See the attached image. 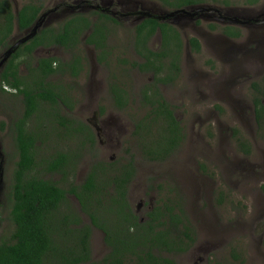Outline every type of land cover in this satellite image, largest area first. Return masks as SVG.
<instances>
[{"label": "rangeland", "instance_id": "374dc122", "mask_svg": "<svg viewBox=\"0 0 264 264\" xmlns=\"http://www.w3.org/2000/svg\"><path fill=\"white\" fill-rule=\"evenodd\" d=\"M11 1L17 13L33 0ZM40 1L44 5L43 28H58L80 13L95 19L93 13L102 12H97V7L107 10L105 13L113 17L119 16L115 14L117 11L126 14V9L140 5L168 13L153 0ZM82 1L84 3L79 5ZM215 1L204 7L239 19L256 17L264 9V0L255 5H248L247 0ZM216 16L219 14L209 12L197 20L185 17V21L177 25L186 45L189 38L200 37L204 41V51L196 55L187 45L179 82L162 89L185 132L183 144L164 162L148 160L142 148L143 141L136 135V123L147 111L137 98L145 82L141 83L137 73L129 72L128 68V78L121 77L127 93L133 98L131 109L118 110L110 95V84L114 79L115 82L119 80L118 70L113 69L116 66L124 69L121 60L132 59V56L117 50L112 52L107 65L100 63V51L88 45L83 36L79 45L70 51L59 47L38 49L33 54V64L49 57L66 62L73 58L80 60L83 66L80 78L61 81L72 89L73 103L72 113L63 116L68 121L90 126L89 131L94 133L97 126H104L105 146L94 152L79 150L76 138L84 137H63L66 133L59 125L60 119L51 117L47 121L42 116L48 111L39 106V116L31 119L30 127L34 130L42 126L43 134L51 137L47 143H37V161L43 164L36 169L41 171L43 178L68 188L72 183L82 184L86 180L95 156L106 163L118 165L119 162L122 166L133 158L136 176L129 186L132 209L137 212L142 204L139 215L145 216L149 206L160 199L180 198L193 224L195 244L189 252L175 257L178 264H264V125L258 123L255 115V100L261 99L264 105V26L238 27L243 32L242 39L234 41L223 36L219 28L217 31L210 29V25L219 24L214 19ZM197 21L200 23L196 24ZM118 24H112L108 44L124 49L134 39L135 22L121 16ZM24 36L25 32L16 28L10 44ZM28 71L24 64L22 75L26 77ZM20 101L21 96L0 92V239L9 237L14 229L9 219L7 193L18 153L10 128L23 113ZM44 105L50 110V105ZM240 143H245L247 148L242 149ZM58 152L74 155L71 160L76 162L69 167L68 180L45 171L46 160H51ZM70 203L72 208H78L74 198ZM83 221L90 222L86 217ZM108 252L103 233L94 229L92 260L101 261Z\"/></svg>", "mask_w": 264, "mask_h": 264}, {"label": "trees", "instance_id": "16d2710c", "mask_svg": "<svg viewBox=\"0 0 264 264\" xmlns=\"http://www.w3.org/2000/svg\"><path fill=\"white\" fill-rule=\"evenodd\" d=\"M157 1L177 11L207 2ZM257 1L247 0L246 3L252 5ZM43 9V2L33 0L16 13L11 0H0V56L12 46L10 42L16 28L20 32L32 28L42 18ZM94 15H98L96 22L84 14H77L58 28H43L35 37L16 48L0 73V92L5 94V87L16 91L15 95L23 97L25 106L23 116L10 128L18 153L7 193L9 219L14 229L9 237L0 239V264H178L175 257L189 252L195 244L194 227L180 198L160 199L146 213L143 222L135 214L128 200L129 186L136 176L133 158L122 166L119 162L116 165L99 161L95 156L96 161L86 180L82 184L72 183L68 188L60 186V182L43 178L41 171L36 169L43 164V161H37V143L43 142L45 137L42 126L31 129V119L39 116V106L48 111L44 104L50 105L49 111L52 112L60 110L62 104L59 100L69 106L57 92L55 84L48 79L57 74L78 76L82 65L78 58L66 63L56 58H41L33 64V53L40 47L76 48L86 32L87 44L101 49L98 60L107 64L112 52L107 50L110 32L105 24L114 20L103 13ZM158 25L155 21H148L136 28L137 48L142 46L144 33H155ZM159 27L163 49L181 50L178 31L167 24ZM225 33L232 37L241 36L236 30L229 29ZM190 45L196 50L200 48L195 39L190 41ZM143 57L147 61L144 65L149 66L146 69L156 68L153 71L157 75L163 74V66L167 64L171 71L177 72L179 69L180 56L177 52L170 55L165 52L153 53ZM22 64L30 71L28 77L20 74ZM144 65L133 63L135 67L143 68ZM159 82L168 83L166 79ZM115 83L113 90H119ZM142 95V103L147 111L136 123L137 138L143 141L142 148L148 160L167 161L183 144L185 133L175 117L173 105L167 102L158 89L151 91L149 86L142 90ZM120 106L125 107L126 104L120 103ZM255 107L256 119L260 125H264V105L261 99L255 100ZM59 123L66 128L65 120L60 119ZM79 130L83 131L82 128ZM240 147L246 149L247 145L240 143ZM72 157L74 155L71 153L58 152L51 160H46L48 165L45 171L58 173L66 180L70 174L69 167L76 162L71 160ZM68 194L76 196L79 203L77 209L72 208ZM82 214L89 218L90 223L83 221ZM93 228L105 234L104 240L109 248L108 254L101 261L92 260Z\"/></svg>", "mask_w": 264, "mask_h": 264}, {"label": "flooded vegetation", "instance_id": "af4514ba", "mask_svg": "<svg viewBox=\"0 0 264 264\" xmlns=\"http://www.w3.org/2000/svg\"><path fill=\"white\" fill-rule=\"evenodd\" d=\"M153 1L158 2L163 9H165V10L168 11V13L178 12L177 10L169 9V8L165 7L161 2H159L157 0H153ZM258 1L260 2V0H258ZM257 2L255 4H258L259 3V2L258 3ZM80 3L81 4H79V5H82L84 2L82 1ZM212 3H216V1L215 0H207L206 3L197 4V5H190V6L183 7L181 10H179L180 12L181 11L182 12L179 13V14H175L173 17H168L167 13L166 14L161 13L157 9H146V7H144L143 5H140L138 7L135 6V8H133V9H126L125 10L126 11V14H122V11H120V13L117 11V13H115V14H119V16H117V17H115V15L113 17L112 15H109L108 13H105V11H107V10L101 9V8H98L97 7L96 10H99L97 12L102 11L99 14H102V13L103 14H106L109 17H111L112 20H114V22L113 21H109V22H107L105 24V26L108 28V30L110 32L109 35H108V38H107V45H108L107 50L110 51V52H113V53L116 52L117 50L118 51L121 50L120 53H125V55L128 54V55H130V56L133 57L132 59H129V60H126V59H122L121 60L120 65H122L124 67V69H122L121 66H119V67L116 66L113 69V70H115V69L118 70L117 72H118V76H119V80H118L119 82L117 81V84H118L117 86L119 87V90H115V89L113 90V88L116 85V83L114 81L115 79H114L112 81V83L110 84L111 85V87H110V95H111V98L113 100V103H114L115 107L118 110H124L127 107H130L132 105V99L133 98L131 97V94L127 93L126 86L123 85L122 84V81H121V77L128 75V74H126L127 68L129 69V72H136L137 73L138 78L140 79L141 83L145 82L141 86V90L138 92L139 93V95H138L139 97H137L140 101H143L144 98H143V95H142V90L144 88H147V87L150 86L151 91H153L155 89H158L160 91V93L162 94V96H164V94L162 92V89L163 88H165V87H172L176 83L179 82V79H180V77L182 75V72H183V58H184V54L187 52V45H188L190 51L192 53L196 54V55H201V53L204 51V48H203L204 41L200 37H191V38H189L188 41H187V45L183 41L181 32L177 28L178 27L177 25H179L180 22L185 21V17H187L191 21L193 19L194 20H197L202 14H205V13H209V12L218 13L219 16H216V18L214 17V19L219 24L216 25L217 27L214 26V25H210V29L213 30V31H217V29L219 28L220 29V32L222 33L223 36L227 37L230 40H234V41H239L240 39H242L243 32L238 27H241V28L243 27L245 29V28L250 27V26H264V9L256 17L247 18V19H242V18L239 19V18H235V17L223 16V15H221L220 11H218V10H215L213 8H205L204 7V6H207V5L212 4ZM255 4H252V5H255ZM79 7L80 6H78L76 8H79ZM95 13L96 12L93 13V16L96 17V18L95 19H91L90 18V20L92 22H96V20L98 18V15H94ZM121 16L122 17L125 16L127 19H132V22H135V25L133 26L134 27V30H133L134 39L132 40L131 45H129L127 48H124V49H115V48L109 46V44H108V41L110 39L109 36L111 34L110 28H111L112 24H115V25L118 24L119 18ZM148 21H155L159 25L167 24V25L172 26L173 28H175L178 31V35H179V37L181 39V45H182L181 50H179V49L178 50H175V49L169 50V49H166V48L163 49V47H162V31H161L159 25L156 27L155 33H152L150 35H149V33H151V32H147L146 31L144 33V36L142 38V46H140L139 48H137V32H136V28L138 26L142 25L143 23H147ZM199 23H200L199 21L196 22V24H199ZM229 29L230 30H236V32L237 31L240 32L241 36H239V37H232V36L228 35L225 32L228 31ZM82 36L87 41L88 33L85 32V34H83ZM147 36H148V38L146 39ZM192 39L197 40V42L199 43V45H200L199 50H196L193 47H191L190 41ZM80 40H81V38H80ZM155 40L157 42H155ZM90 46H92L94 49H97L96 46H94V45H90ZM18 47H20V46H18ZM53 47L54 48H58L59 47L61 49H64L65 51L72 50V49H65L62 46H53ZM38 49H45L46 50L47 48L40 47ZM97 50L100 51V53L102 52L101 49H97ZM35 52L33 54H35ZM164 52L167 53L168 55L173 54L175 52L179 53V56L180 57H179V60H178V67H179V69H178L179 72L177 71L178 73L175 72V71H171L170 69H168L169 64H167V66L166 65L163 66V69H164L163 74H158L157 75L153 71L156 68L146 69L149 66H145L144 65L147 61H146V59L143 56H145V55H152L153 53H155V54H162ZM49 58H53V57H49ZM98 58H99V56H98ZM58 60L61 61L60 59H58ZM61 62L62 63H66V61H61ZM100 63H104V62H100ZM133 63H139L140 65L143 64L144 66H143V68H141V67H135V66H133ZM23 65L24 64H22L20 66V74L21 75H22V73H21V67ZM101 65H103V64H101ZM105 65H107V64H105ZM82 72H83V66H82V70L78 74V76H72V75H70L68 73L66 75L57 74L55 76L49 77L48 80L51 81V82H53L55 84V86L57 87V92L61 94V96L64 99L65 103L66 102L69 103V106L68 107L65 106L62 103V101L59 100L60 101V104H62L59 107L60 110L57 111V112H54V111L52 112V111H49V109H48V114L51 115L54 119H63V120H65L66 128L63 127L61 123H59V125L65 130V133H66L63 137H65V136H67V137H72V136L73 137H82L83 136L84 138H81V139L76 138L77 139V144H78V149L81 150V151L94 152L95 150L98 151V148H100V146L101 147H104L105 146V142L102 139L103 132H104V126H100V127L97 126L96 127V133H94L93 130L89 131L90 126L85 125V124H82L81 122L74 121V120L68 121L63 116L65 113H72V111H73V108H72L73 103H72V96H71L72 89L69 86L64 85L61 81H62V79L63 80H65V79H72V78L78 79V78H80ZM28 75H29V71H28ZM28 75L26 77H28ZM22 76L25 77L24 75H22ZM174 76H175V80L173 78ZM110 77H112V72L110 73ZM127 78H128V76H127ZM161 79H166V81L168 83H160L159 80H161ZM5 89H6V93L5 94L8 93L10 95L16 96L15 95L16 94V91L10 90L8 87H5ZM17 97H19V96H17ZM164 98H165V96H164ZM22 100H23V97H22ZM120 103H124V104H126V106L125 107L124 106L122 107V106H120ZM20 104L22 105L23 113L20 114L19 118H21L23 116L24 110H25L24 103L21 101ZM130 109H131V107H130ZM255 109H256V107H255ZM48 114L47 115L44 114V115L48 116ZM37 117L38 116L36 115V118ZM43 117L47 121L50 119V118L45 117V116H43ZM14 123H15V121H14ZM45 123H46V121H45ZM79 128H82L83 131H80ZM183 131H184V129H183ZM91 135L93 136V138L91 137ZM57 136H58L57 138L60 137V135H58V134H57ZM43 137H45V139H44L43 142L47 143L48 140H49V138L51 136L48 137V134L47 135L44 134ZM63 137H61V138H63ZM96 142L98 143V147L97 148H96ZM77 160L79 161L81 159L78 158ZM98 160L99 161H102V162H105L102 159H98ZM17 161H18V158H17ZM17 161L14 164L15 167H16ZM94 162L92 163V165L94 164ZM13 163H14V161H13ZM74 164L75 163H73L72 166ZM109 164H111V163H109ZM55 174H58V173H55ZM66 180H68V179H66ZM61 183L62 184H65V182H63V181H61ZM67 198L69 200L72 199V198H74L77 201V204H78L77 206L79 207V203H78V200H77L76 196H74L72 194H68L67 195ZM128 200H129V191H128ZM154 206L155 205L149 206V208L147 209V211L145 213L151 211ZM141 207H142V204H140L138 206V208H137L138 211L137 212L135 211V214L138 215L141 218V222H143L145 220L146 214H145V216H140L139 215V212H140V208ZM82 217L88 218L84 214H82ZM94 229L95 230H99L97 228H93V230ZM99 231H101V230H99ZM103 235H104V239H105V234L103 233Z\"/></svg>", "mask_w": 264, "mask_h": 264}, {"label": "water", "instance_id": "95a60500", "mask_svg": "<svg viewBox=\"0 0 264 264\" xmlns=\"http://www.w3.org/2000/svg\"><path fill=\"white\" fill-rule=\"evenodd\" d=\"M181 12L178 11V12L167 13V15L168 17H173L175 14H179ZM42 20L43 18H40L39 21H37L36 24L32 28H30L29 30L25 32L26 36L22 37L19 40H15V43L12 42L13 43L12 46L0 56V72L3 70L6 63L11 58V56L16 52V48L28 42L30 39L35 37L40 32V30L43 28Z\"/></svg>", "mask_w": 264, "mask_h": 264}]
</instances>
